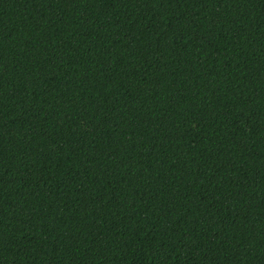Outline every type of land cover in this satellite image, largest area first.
Instances as JSON below:
<instances>
[{
  "label": "trees",
  "instance_id": "1",
  "mask_svg": "<svg viewBox=\"0 0 264 264\" xmlns=\"http://www.w3.org/2000/svg\"><path fill=\"white\" fill-rule=\"evenodd\" d=\"M0 264H264V0H0Z\"/></svg>",
  "mask_w": 264,
  "mask_h": 264
}]
</instances>
